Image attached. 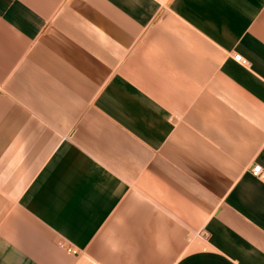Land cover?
Returning <instances> with one entry per match:
<instances>
[{"label":"crops","instance_id":"obj_1","mask_svg":"<svg viewBox=\"0 0 264 264\" xmlns=\"http://www.w3.org/2000/svg\"><path fill=\"white\" fill-rule=\"evenodd\" d=\"M254 165L264 0H0V264H264Z\"/></svg>","mask_w":264,"mask_h":264},{"label":"built area","instance_id":"obj_2","mask_svg":"<svg viewBox=\"0 0 264 264\" xmlns=\"http://www.w3.org/2000/svg\"><path fill=\"white\" fill-rule=\"evenodd\" d=\"M237 62L241 63L242 65H247V61L242 58L241 55H236L234 58ZM251 173L254 177L261 178L264 177V171L260 165H254L251 169ZM68 251L70 253H73L74 250L72 248H69Z\"/></svg>","mask_w":264,"mask_h":264}]
</instances>
